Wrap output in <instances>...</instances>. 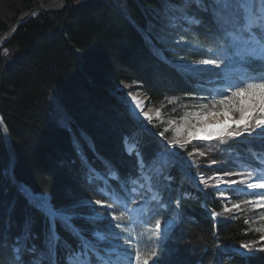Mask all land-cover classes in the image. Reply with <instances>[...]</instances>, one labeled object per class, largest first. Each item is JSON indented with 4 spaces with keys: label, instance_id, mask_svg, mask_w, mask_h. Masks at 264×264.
Here are the masks:
<instances>
[{
    "label": "trees",
    "instance_id": "1",
    "mask_svg": "<svg viewBox=\"0 0 264 264\" xmlns=\"http://www.w3.org/2000/svg\"><path fill=\"white\" fill-rule=\"evenodd\" d=\"M51 1L0 0V30L23 11ZM179 7L180 0H74L62 10L31 15L0 43V120L7 127V132L0 127V264H16L13 244L26 221H31L29 246L42 248L49 229L23 183L49 193L57 208L74 207V223L89 238L94 228L111 225V231L121 232L104 188L121 191L141 177L139 157L125 148L126 137L138 144L143 170L166 203L157 208L147 200L143 221L126 216L119 222L134 238L143 234L142 253L157 247L156 238L148 237L160 219L166 228L159 264H264V252L245 258L233 250L242 243L264 244L259 239L264 233L255 231L264 226V207L236 188L217 187L222 180L239 183L240 176L224 173L247 177V167L261 165L254 156L264 154V136L256 135L261 129L224 142L194 138L188 143L186 132L177 135V128L191 131L193 123L180 117L202 110L220 89L217 84L230 79L228 70L199 63L212 53L224 55V33L194 3L188 14L201 23L176 22ZM129 85L150 96L159 117L151 122L133 117L126 103ZM148 195L142 190L129 204ZM213 212L219 214L215 219ZM97 214L101 219H89ZM56 228L76 249L79 241L59 222ZM135 242L114 241L133 251ZM64 251L58 249L61 264ZM30 256L25 253V261Z\"/></svg>",
    "mask_w": 264,
    "mask_h": 264
},
{
    "label": "snow or ice",
    "instance_id": "2",
    "mask_svg": "<svg viewBox=\"0 0 264 264\" xmlns=\"http://www.w3.org/2000/svg\"><path fill=\"white\" fill-rule=\"evenodd\" d=\"M193 3L200 10L211 15L218 28L224 33L226 40V45L221 49L224 53L223 56L212 53L200 60L199 63L212 65L221 69L222 72L228 70L230 79L226 86L216 90L215 95L209 101L210 106L204 104L202 110L186 113L180 119L191 121L194 125L196 121L205 120L209 116L219 113L231 120L232 123L225 120L218 132L209 131L211 127L209 125L197 128L195 132L177 128V135L182 134V131L186 132L188 143L194 138L204 140L218 138L224 142L225 137L229 140L242 136L252 137L256 129H261L260 132H256L257 136H264V0H180V10L184 13V18L189 24L201 23V20L197 19L194 14H188V6ZM220 74L217 73V75ZM217 97L219 98L217 99ZM133 100L138 108L141 107L139 100L135 97ZM159 111L158 109L157 116H159ZM144 115L151 122L152 117L147 113ZM0 127H3L4 132H7V127L2 120H0ZM201 133L204 135L201 136ZM174 143L181 148L185 147V144L180 143L179 140ZM191 155L192 153H189V156ZM200 155H204V153L201 152ZM254 156L260 160L262 166L247 167L245 169L248 173L247 177L243 175V172L224 173L226 176H240L239 183L245 185V189L242 190L264 189V154L255 153ZM110 178L120 182V177L115 173H110ZM200 182L205 183L203 176H201ZM220 183L231 186L237 184L238 181H217V186ZM131 184V188L124 186L121 191L113 188L107 193L112 198V202L107 204V208L110 210L112 220L118 221L114 227L119 228L120 233L111 231L112 226L110 225L108 229L94 228L91 231V238H89L85 235L84 230L74 223L77 218L74 207L57 208L49 200L34 201L32 206L47 218L49 229L42 248H38L35 244L29 246L32 239L31 221L25 222L21 234L13 244L12 250L16 264H61L58 249L65 250L62 257L63 264H93V259H95V264H133V251L114 243L119 239H123L125 245H133V239H135V264H149L150 261L152 264H159L161 245L165 237L161 220L156 219L154 226L150 229L151 236L148 239L155 237L158 244L147 254L140 250L143 234L139 238H134L128 230V225L119 222L124 221L126 216L130 221L133 219L136 209L130 210L128 204L135 202V196L141 194V189L149 194L148 201L154 202L157 208L166 207V203L162 193L154 187L151 176H145L142 173L141 177L132 180ZM218 194L225 195L220 192ZM248 194L264 201V191H250ZM94 203L101 207L105 206V202L102 200H96ZM257 207H264V204H257ZM232 208L238 209L239 205L234 204ZM224 211L230 212L232 209L225 206ZM218 215V213H212L214 219ZM89 219L95 222L101 218L97 214ZM58 222L79 241L76 249H73L60 236L56 228ZM255 231L264 233V226L256 228ZM121 233L127 234L121 236ZM259 239L264 241V235H261ZM240 248L245 251L237 250V252L245 258H250L256 252H264V244L257 247L255 243H242ZM25 253L31 254L27 261L24 259Z\"/></svg>",
    "mask_w": 264,
    "mask_h": 264
},
{
    "label": "rangeland",
    "instance_id": "3",
    "mask_svg": "<svg viewBox=\"0 0 264 264\" xmlns=\"http://www.w3.org/2000/svg\"><path fill=\"white\" fill-rule=\"evenodd\" d=\"M48 3H50V2H48ZM44 4H47V3H44ZM183 19H185L184 13L180 10V7H179L177 10V13L175 14V20H176V22L180 23V21ZM181 41L184 45H188V40L181 39ZM128 87H129V91L127 94L126 103L129 106V111L134 116H136L137 118H140V119H146L144 113H147L152 118L160 116V111H159V116H157V110L153 109L150 106L149 99H148L147 95H145V93L142 90L136 88V86H134V85H129ZM133 97H135L137 100H139L141 102V107L138 108L136 106V102L133 100ZM225 120H228V118L217 113V114H214L212 116H209L205 120L196 121L194 125H193V123L189 124V127H190L191 131L195 132L197 128H203L205 125H209V126H211L209 128V131H217L218 132L220 130V128L222 127V124ZM228 122L230 124L232 123L231 120H228ZM183 126H185L184 123H183ZM187 126H188V123H187ZM200 135L202 136V135H204V133H201ZM131 146H132V144H131ZM146 176H149V173H147ZM219 185L221 187H225L224 185H226V184L220 183ZM221 189H224V188H221ZM250 191H264V189H257V190H250ZM223 197H227L228 199H230L228 195H225ZM252 197H254V196H252ZM254 198L257 200L258 204H264V201H260L256 197H254ZM45 199L49 200V197H45ZM147 205H148L147 203L142 201L140 204H134L131 207H130V205H128V208L130 207L129 208L130 210L136 209V211L133 214L136 216H141L142 212L145 211V209L147 208Z\"/></svg>",
    "mask_w": 264,
    "mask_h": 264
},
{
    "label": "water",
    "instance_id": "4",
    "mask_svg": "<svg viewBox=\"0 0 264 264\" xmlns=\"http://www.w3.org/2000/svg\"><path fill=\"white\" fill-rule=\"evenodd\" d=\"M73 1L74 0H55L53 2H50V3H47V4L38 5V6L32 7L30 9H28V10L23 11L17 17V19L14 22H12L8 27H6L5 29L0 31V41L2 39H4V37H9L11 32H12V30H14V28L20 22L26 20L32 14L38 13L40 11H58V10H62V9H64L67 6L68 3H71ZM23 187L25 189H29L32 192L33 196H37L36 193L33 192L32 188L29 185L23 183ZM30 196H32V195H30ZM46 197H49V195L46 194ZM35 198H37V197H35ZM49 199H50V197H49Z\"/></svg>",
    "mask_w": 264,
    "mask_h": 264
},
{
    "label": "bare ground",
    "instance_id": "5",
    "mask_svg": "<svg viewBox=\"0 0 264 264\" xmlns=\"http://www.w3.org/2000/svg\"><path fill=\"white\" fill-rule=\"evenodd\" d=\"M32 15H34V14H32ZM1 31V30H0ZM13 31V30H12ZM11 35V34H10ZM10 38V36L9 37H4V39H2L1 41H0V43L1 42H4V41H7L8 39ZM25 186V185H24ZM33 190V189H32ZM25 191H27L28 193H26V195L28 196V197H30V198H32V199H34V200H47V199H45V197H46V194H48L49 195V197H50V194L49 193H45V194H43V193H39V192H35L34 190H33V192H35L36 193V195L37 196H33V194H32V192L29 190V189H26ZM40 194V195H39ZM30 195H32V196H30ZM35 197H37V198H35ZM50 200V199H49ZM51 201V200H50ZM52 203V202H51Z\"/></svg>",
    "mask_w": 264,
    "mask_h": 264
}]
</instances>
